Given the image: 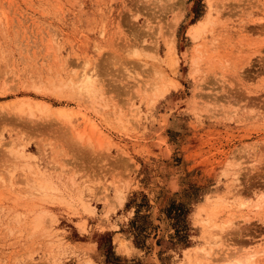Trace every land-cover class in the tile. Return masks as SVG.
Segmentation results:
<instances>
[{
    "label": "rangeland",
    "instance_id": "374dc122",
    "mask_svg": "<svg viewBox=\"0 0 264 264\" xmlns=\"http://www.w3.org/2000/svg\"><path fill=\"white\" fill-rule=\"evenodd\" d=\"M0 264H264V0H0Z\"/></svg>",
    "mask_w": 264,
    "mask_h": 264
},
{
    "label": "bare ground",
    "instance_id": "6f19581e",
    "mask_svg": "<svg viewBox=\"0 0 264 264\" xmlns=\"http://www.w3.org/2000/svg\"><path fill=\"white\" fill-rule=\"evenodd\" d=\"M203 22L202 21H200V22H197V23H195V24H192V26L190 27V34L193 36V37H197L198 35H199V33H200V31L202 30V28H203ZM205 26V25H204ZM169 49H170V53H171V55H172V57H174L175 56V49H174V46L170 43L169 44ZM170 55V56H171ZM173 59V58H172ZM90 80V79H89ZM92 81V80H91ZM87 82H90V81H87ZM85 86H86V88H84V89H86L88 92H90L92 89H93V82H92V84H85ZM90 86H92V87H90ZM93 91V90H92ZM91 93V92H90ZM93 93V92H92ZM161 93V91L159 90V92H158V94H160Z\"/></svg>",
    "mask_w": 264,
    "mask_h": 264
}]
</instances>
